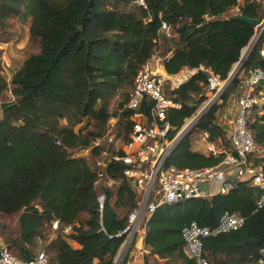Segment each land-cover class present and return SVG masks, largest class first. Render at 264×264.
Segmentation results:
<instances>
[{
  "label": "trees",
  "instance_id": "16d2710c",
  "mask_svg": "<svg viewBox=\"0 0 264 264\" xmlns=\"http://www.w3.org/2000/svg\"><path fill=\"white\" fill-rule=\"evenodd\" d=\"M146 3L147 7L137 0H0V27L18 17L29 26L28 41L38 45L10 80L2 73L0 61V98L6 92L13 97L1 101L0 212H20L19 234L4 233L5 243L15 254L31 258L45 239L47 226L58 219L57 234L49 244L53 264H114L123 238L108 234L115 235L126 226L137 194L124 175L123 163H111L106 170V179L114 180L113 184L98 182L94 163L98 149L93 141L126 104L139 67L157 51L159 38L164 37L162 22L171 25L175 34L171 39L176 40L172 56L164 62L166 72L196 69L167 93L182 103L168 113L174 136L208 99V72L226 80L254 36L255 26L234 15L264 17V9L254 0ZM236 5L239 10L232 13ZM263 47L264 31L226 91L232 93L242 71L264 70ZM123 91L127 98L113 110V99ZM151 105L146 100L140 110L148 113ZM217 108L204 113L196 127L209 131L212 138H224L225 131L215 123ZM120 122L127 130L134 124L125 111ZM252 129L256 141L264 145V111ZM220 161L194 150L188 134L175 146L167 164L201 168ZM256 161L264 167V157ZM102 193L101 211L98 197ZM260 193L243 180L225 194L161 204L147 224L145 264L150 255L166 260L162 264H194L184 250L183 226L192 221L215 225L225 211L246 216V223L239 230L205 238L211 263L257 258L264 245V207L257 208ZM66 225H73L69 234L63 233Z\"/></svg>",
  "mask_w": 264,
  "mask_h": 264
},
{
  "label": "built area",
  "instance_id": "2783aa9c",
  "mask_svg": "<svg viewBox=\"0 0 264 264\" xmlns=\"http://www.w3.org/2000/svg\"><path fill=\"white\" fill-rule=\"evenodd\" d=\"M254 1L264 9V0ZM137 3L147 7L146 0H137ZM238 10L239 5H236L231 12L237 13ZM261 21L257 26L256 39L264 31V17ZM160 31L167 39L175 36L171 25L166 21L162 22ZM173 51L171 49L160 62L169 60ZM155 58L157 59L154 54L139 67L126 104L118 110V115L109 118L103 134L93 141V146L98 149V155L94 159L98 182L113 184L114 180L106 179V170L111 163H123L124 175L137 194L136 206L129 212L126 226L115 235L108 234L110 238H123L115 260L117 264H132L137 256L146 255L147 224L157 207L163 203L225 194L237 181L249 180L251 185L261 190L257 208L264 207V171L253 160L264 157V145L256 141L252 129V123L264 111V70L255 67L245 75H238L239 81L231 93V108L216 123L225 131L226 138H212L207 130L200 133L194 150L220 157L221 161L201 168H179L167 164L182 130L171 136L173 126L168 113L171 108H180L182 103L176 100L175 95L167 94V79L154 67L152 60ZM195 70H188L189 75L194 74ZM182 73L172 80L173 87L184 82ZM237 74L238 72L232 79ZM183 77L187 78L185 75ZM208 80L210 92L214 91L217 96L225 92L231 82L222 80L213 71L208 72ZM146 100L152 102L148 113L140 110ZM124 111L127 118L134 122L130 130L125 129L120 122V115ZM98 199L102 211L105 194H100ZM246 219V216L238 212L225 211L215 225H201L196 221L184 225L181 233L186 254L194 260V264H212L205 253V238L239 230L245 225ZM52 228H59L58 219L52 222ZM72 230L73 225H66L63 233L69 234ZM0 264L53 263L44 249H38L31 258H23L15 254L6 243H0ZM229 264H264V245L257 258Z\"/></svg>",
  "mask_w": 264,
  "mask_h": 264
},
{
  "label": "rangeland",
  "instance_id": "374dc122",
  "mask_svg": "<svg viewBox=\"0 0 264 264\" xmlns=\"http://www.w3.org/2000/svg\"><path fill=\"white\" fill-rule=\"evenodd\" d=\"M26 28L27 27L25 26V24L22 23L18 17H13V18L9 19L7 26L2 27V28L0 27V61H3L5 74L3 72L2 73L7 78V80H10L11 71L14 67L19 65V63L22 62L23 59H25V57H27L30 53L36 52L38 50V45L36 43H34L33 41H31V42L25 41ZM257 32H258V28L256 26L254 36L251 39L249 45L254 43V41L256 39ZM22 43H24V44H22ZM175 44H176L175 39H163L161 44H159V46L157 48V51H156L157 56L164 58V56L169 52L170 49L175 48ZM249 45L243 50V53H245V51L248 49ZM236 66H237V64L233 67V69H235ZM240 66H238V67H240ZM189 70H192V69H189ZM238 72H240V70ZM189 74H190V72H188L186 70L181 74L182 78H184V81L190 77ZM241 74L245 75V74H247V72L242 71ZM183 75L187 76V78L183 77ZM171 79L172 78H168L166 80V91H167V93H169L172 90L173 83H172ZM206 91H207V89H206ZM124 93H125V91H123L122 93H119V95H117L113 99L112 104H111V108L113 110H116L118 108V104L120 101L127 98L125 96L126 94L124 95ZM123 95H124V97H123ZM207 95H208V99L205 100L201 105H199L196 113L191 118H188L185 121V124L183 125L182 129H184L189 124V122L193 121L194 118L198 115V113H200V111H202V109L208 103H210V101H214V102L212 103L211 107L208 110H210L215 105L218 106V108L216 110V115H215L216 116L215 123H217L219 120H221V116L223 114H225L231 108L232 94L229 93L228 91L223 92L220 96H217L214 91L213 92L209 91V93L207 92ZM10 98H11V93L6 92L0 98V108H1V101L8 100ZM213 99H215V100H213ZM1 114H3L2 111H0V115ZM196 124L188 132V134H190L191 139H192V147L193 148L197 143V140L200 136V133L202 132V129L196 127ZM81 125H85V123H83ZM81 125L79 124L76 129L81 127ZM88 129H92V125H90L88 127ZM224 138H226V135ZM256 159L257 158H253L255 164H257ZM19 216H20V212L14 213L11 215L0 212V243L6 242L4 239L5 238L4 233L7 231L14 233V236L19 234V231H20ZM56 234H57V232L52 228V226H47V228L45 230V239L41 240V242L38 243L37 249L41 248V249L46 250L47 253L49 254V256L52 257L53 253L49 248L50 247L49 244L54 239ZM157 261H159L162 264L166 260L159 259L153 255H150L148 257V264H156ZM175 262H173L171 264H178L177 262L176 263Z\"/></svg>",
  "mask_w": 264,
  "mask_h": 264
},
{
  "label": "water",
  "instance_id": "95a60500",
  "mask_svg": "<svg viewBox=\"0 0 264 264\" xmlns=\"http://www.w3.org/2000/svg\"><path fill=\"white\" fill-rule=\"evenodd\" d=\"M234 18L238 19V20H242V21H245L253 26H258L261 24V19L259 18H253V17H249L247 15H245L244 13H237L236 15H234ZM259 38V37H258ZM257 39H255L254 43L253 44H250L248 49L245 51V53H243L242 55V58H241V61L243 60V58L246 56V54L249 52V50L255 45V43L257 42ZM241 61H239L237 63V66L235 69L232 70V72L230 73L229 77L227 78V82H230L232 77L234 76V74H236L238 72V66L241 65ZM240 64V65H239ZM213 101H210V103H208L203 109L202 111H200V113H198V115L195 117V121L194 123L188 128V129H182L179 133V141L185 137L188 132L192 129V127L198 122V120L201 118V116L211 107ZM263 171H264V167H263ZM204 188H207L206 185L203 186ZM117 264V263H115Z\"/></svg>",
  "mask_w": 264,
  "mask_h": 264
},
{
  "label": "crops",
  "instance_id": "0c3cea01",
  "mask_svg": "<svg viewBox=\"0 0 264 264\" xmlns=\"http://www.w3.org/2000/svg\"><path fill=\"white\" fill-rule=\"evenodd\" d=\"M243 1H244V0H240V3H243ZM25 26L27 27V28H26V32H25V41L28 42V38H29V36H28V33H29V26L26 25V24H25ZM163 39H164V37H162V36L159 38L158 46H159V44H161V42H162ZM22 44H24V43H22ZM22 44H21V45H22ZM18 46H19V45H18ZM155 56L157 57V59L155 58V59L152 60V62H153V64H154V67H155L156 70H157L159 73H161L166 79H168V78H172L171 80H174L178 74L184 72L185 70H187V71L189 70L188 68H186V69H183L182 71H180V72L177 73V74L170 75V74H168V73L166 72L165 67H164V63H163V62H160V59H162V58H161L160 56H157L156 52H155ZM158 59H159V60H158ZM21 64H22V62H20L19 65H17L16 67H14V68L12 69V71H11V76H12V74H13V73H14V72H15V71L21 66ZM194 72H196V70H195ZM3 73H4V72H3ZM4 74H5V73H4ZM11 76H10V78H11ZM10 99H13V97L11 96ZM0 111H2L1 108H0ZM1 116H2V114L0 115V117H1ZM193 149H194V148H193ZM72 243H73L74 245L78 246L76 242H72ZM148 253H149V249L146 250V254H148ZM144 257H145L144 255H143V256H137V258L133 260L132 264H145V258H144Z\"/></svg>",
  "mask_w": 264,
  "mask_h": 264
},
{
  "label": "bare ground",
  "instance_id": "6f19581e",
  "mask_svg": "<svg viewBox=\"0 0 264 264\" xmlns=\"http://www.w3.org/2000/svg\"><path fill=\"white\" fill-rule=\"evenodd\" d=\"M185 74H186V73H185ZM213 100H215V99H213ZM213 102H214V101H213ZM194 121H195V118H194L193 121L189 122V124L185 127V129H188V128L194 123Z\"/></svg>",
  "mask_w": 264,
  "mask_h": 264
}]
</instances>
